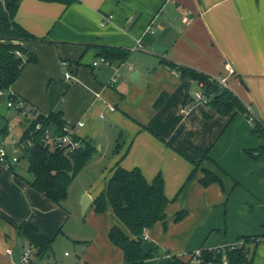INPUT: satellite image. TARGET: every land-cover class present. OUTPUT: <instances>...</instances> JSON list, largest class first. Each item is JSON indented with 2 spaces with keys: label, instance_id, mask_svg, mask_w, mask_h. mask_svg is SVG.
<instances>
[{
  "label": "crops",
  "instance_id": "0c3cea01",
  "mask_svg": "<svg viewBox=\"0 0 264 264\" xmlns=\"http://www.w3.org/2000/svg\"><path fill=\"white\" fill-rule=\"evenodd\" d=\"M9 1L0 0L1 18L8 17ZM13 20L38 40H22L16 29L0 24V41L19 43L36 56L9 92L37 113L61 111L67 125L82 122L77 136L96 150L85 166L101 153L102 140L113 130L115 144L103 180L79 194L81 200L84 195L90 199L84 210L79 201L81 213L91 208L87 216L95 221L85 240L74 232L65 235V200L58 205L34 190L27 165L19 166L22 159L12 170L0 164V264L18 262L28 245L17 233L23 222L53 240L52 252L59 235L71 240L73 253L63 252L66 264H122L121 250L107 237L111 226L122 225L108 204L101 213L92 204L116 162L124 169L139 168L148 182L160 174L169 199L166 228L157 222L143 233L156 250L161 246L169 254L143 264H165L169 255L186 261L200 247L214 249L244 236H260L264 243V154L247 153L263 140L244 114L216 113L192 97L200 93L194 81L180 80L159 64L166 58L221 80L264 122V0H77L68 6L18 0ZM94 45L128 49L130 54L123 63L93 66L98 58ZM65 72L72 78L66 80ZM114 76L117 81L110 84ZM161 94L165 98L155 107ZM13 117L16 127L20 120L15 111ZM196 162L199 168L182 186ZM202 169L219 181L202 186ZM178 212L184 215L175 221ZM259 245L253 262L264 264V259L254 261L257 249L264 248ZM49 253L36 262L56 264Z\"/></svg>",
  "mask_w": 264,
  "mask_h": 264
},
{
  "label": "trees",
  "instance_id": "16d2710c",
  "mask_svg": "<svg viewBox=\"0 0 264 264\" xmlns=\"http://www.w3.org/2000/svg\"><path fill=\"white\" fill-rule=\"evenodd\" d=\"M45 2H59L68 6L77 0H40ZM18 6V0H10L7 5V18L0 17V24L16 29L22 40H38L33 35L22 29L14 22V15ZM96 57L104 58L109 64L125 62L130 54L128 49L94 45ZM19 53V55L16 54ZM36 56L27 52L19 43L12 41H0V91L6 93V100L13 103L22 101L15 94L9 92L10 86L17 80L20 72L28 63H34ZM159 64L176 73L180 80L190 79L198 86L204 103L211 107L216 113L227 116L240 112L248 119L251 118L253 133L263 140V145L247 153L253 157L264 154V122L252 114L248 107L218 79L193 68L179 65L166 58H160ZM165 98V94L158 96L154 103L158 107ZM35 113L33 120H25L22 132L19 136L20 142L31 140V146L26 148L27 171L31 175L28 184L37 192L55 204H60L67 196V189L76 175L82 170L89 158L96 151L95 146L89 141L74 136L77 147L66 150L57 143L47 144L42 141L43 131L51 128L54 134L62 135L63 128L67 125L62 119L61 111L50 112L47 115ZM17 115L21 110L15 111ZM0 139L10 134L9 122L0 115ZM41 127L35 130V124ZM254 154V155H253ZM206 156L204 157V159ZM200 162L193 163V169L186 177L182 186H185L199 168ZM12 166L9 170H12ZM203 176L200 184L207 186L212 182H218L217 175L202 169ZM169 199L164 195V182L160 174H157L151 182H148L139 168L124 169L116 162L112 168L104 190L93 199L94 211L101 213L109 205L114 217L120 225L115 224L108 230L107 237L112 245L122 252V264H143L146 259L153 257L154 253L145 255L141 245L145 241L143 232L151 228L155 223L161 222L163 229L165 224V207ZM184 212L176 213L174 220L178 221ZM130 235H128V233ZM17 233L23 237L28 245L34 250V259H40L51 251L52 239L42 235L36 227L29 222H23L17 227ZM260 236H244L237 239L242 245H225L223 249H212L200 247V258L204 262H219L224 254L228 264H244L253 261V254L248 256L247 244L253 243L254 248L261 241ZM189 258L184 261L176 255H169L168 264H190L194 258V252L188 254Z\"/></svg>",
  "mask_w": 264,
  "mask_h": 264
},
{
  "label": "rangeland",
  "instance_id": "374dc122",
  "mask_svg": "<svg viewBox=\"0 0 264 264\" xmlns=\"http://www.w3.org/2000/svg\"><path fill=\"white\" fill-rule=\"evenodd\" d=\"M192 97L196 99L195 95H193ZM6 102H7L6 97L0 96V115L4 116V118H8L9 125L12 128L10 135L6 137L5 139V140H9L10 136L13 137L19 134L21 130L20 126H24L26 122L25 121L26 118L22 117L20 114L17 115L20 122H19V125L14 127L13 126L14 121H15V120L13 121L14 109L12 107H7ZM0 121H2V119H0ZM113 135H114V130L109 132L108 135L102 140L103 150L101 151V153H98L97 156L96 155L93 156L94 161L88 163L82 169V171L75 177L73 183L71 184V186L69 187V190L67 191L66 199L62 204L63 207H65L66 210L68 211V215H69L67 224L63 229L65 235L66 234L68 235L69 232H74L77 238H79L80 240H85L89 238L90 235L92 234V226L95 224V221H94V218L90 219V217L87 216L91 213L90 212L91 208L86 212V214L81 213L82 211L79 209V201L81 200V195L79 194L83 189H86V190L96 189L97 186L100 184V182L103 180V176L107 173V170L109 167L108 164L112 158V150H114L115 136L112 137ZM22 160L19 166L25 168L27 165L26 159H22ZM22 173H25V172L23 171ZM86 217H89L88 224L85 223ZM239 243L240 241H235L231 245H239ZM257 245H259L260 247V246H263L264 243L259 242L257 243ZM248 248L250 250V254H252V252H254L255 250L254 244L249 245ZM65 251L68 254L73 253V248L71 246V240H68V238H65L64 236L59 235L53 244V252L51 251L49 253L50 259L52 261L54 259L56 264L68 263L67 258L63 257V252ZM166 254H169L168 249L167 248L164 249L163 247L158 246L157 253L151 258H154V261H156L157 263L158 260H164L162 258L165 257ZM263 259H264V248L263 250L257 249L254 261L257 262ZM38 264H42V263L38 262ZM165 264H168V262L165 261Z\"/></svg>",
  "mask_w": 264,
  "mask_h": 264
},
{
  "label": "built area",
  "instance_id": "2783aa9c",
  "mask_svg": "<svg viewBox=\"0 0 264 264\" xmlns=\"http://www.w3.org/2000/svg\"><path fill=\"white\" fill-rule=\"evenodd\" d=\"M108 19H109L108 17L104 18L102 24L106 23ZM16 54L19 55L18 52H16ZM97 63L108 64V62L104 60V58H97V60L93 62V66L97 65ZM225 68L228 71V73L230 74L233 73L232 68L228 64L225 65ZM64 78L66 80H69L72 78V75L69 72H65ZM116 81L117 78L112 77L109 83L114 84ZM218 81L221 84H223L221 80L218 79ZM0 96H6V93L0 91ZM195 97L197 100L204 102L201 93H196ZM6 105L7 107H12L14 111L21 110L20 115L26 118L27 120H33L35 118V113L29 111L27 107H24V103L22 101H17L16 103H13L12 101L7 100ZM106 108L109 111H114V107L112 105H106ZM102 116L103 115L101 114L100 117ZM248 120L251 123V118H249ZM82 125H83L82 122H77L73 126L66 125L63 128L64 133L62 135L54 134L51 128H46L43 131L42 141L47 144L57 143L59 146H63L66 150H71L77 147V142L74 141L73 137L77 135V129L80 128ZM40 127H41L40 123H36L34 128L35 130H38L40 129ZM30 146H31L30 139L23 142H20L19 137H15V138L13 137L5 141L3 139H0V164L6 169H8L12 165L18 163L20 159H25L27 155L26 148H29ZM143 239L146 241L144 235H143ZM242 244L243 242L240 241L239 245ZM251 244L253 243L247 244L246 247L248 248V246ZM231 246L233 247L236 245H231ZM223 247L224 246H220L214 249H223ZM33 253L34 250L32 246L27 245L26 247L23 248L19 261L14 264H38L34 259ZM199 256H200V250L198 249L194 251V258L192 261H196L198 264H228V260L224 254L221 257V260L216 263L214 262L203 263V261ZM248 256H250V250H248ZM244 264H256V263L252 261L251 263H244Z\"/></svg>",
  "mask_w": 264,
  "mask_h": 264
},
{
  "label": "water",
  "instance_id": "95a60500",
  "mask_svg": "<svg viewBox=\"0 0 264 264\" xmlns=\"http://www.w3.org/2000/svg\"><path fill=\"white\" fill-rule=\"evenodd\" d=\"M89 202H90V199H89L88 195H84L82 197V200H81V203H80L81 209L84 210ZM141 249H142V252L145 255H148L151 252L154 253V254L157 253L156 247L150 241H144L142 243V245H141Z\"/></svg>",
  "mask_w": 264,
  "mask_h": 264
}]
</instances>
